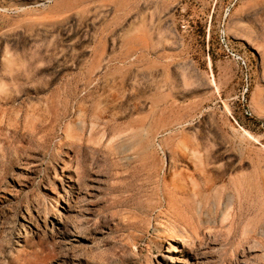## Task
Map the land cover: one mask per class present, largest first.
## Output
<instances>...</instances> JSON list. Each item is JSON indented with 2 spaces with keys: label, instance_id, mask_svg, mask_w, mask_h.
Returning a JSON list of instances; mask_svg holds the SVG:
<instances>
[{
  "label": "rangeland",
  "instance_id": "rangeland-1",
  "mask_svg": "<svg viewBox=\"0 0 264 264\" xmlns=\"http://www.w3.org/2000/svg\"><path fill=\"white\" fill-rule=\"evenodd\" d=\"M261 207L264 0H0V264H264Z\"/></svg>",
  "mask_w": 264,
  "mask_h": 264
},
{
  "label": "bare ground",
  "instance_id": "bare-ground-1",
  "mask_svg": "<svg viewBox=\"0 0 264 264\" xmlns=\"http://www.w3.org/2000/svg\"><path fill=\"white\" fill-rule=\"evenodd\" d=\"M69 137L71 138L74 136L71 133H69ZM235 191L238 194V196L241 197V189L239 188L238 185L235 186ZM173 192L174 191L167 192V195L170 198L168 199H169V204L171 208L177 205V204L176 205L174 204L175 203L174 200L176 202L179 201V203H180V200H182V198L181 199L178 198V195L176 192L175 194ZM195 196L197 198L194 199L193 202H197L198 204L200 203V205L203 204L205 200L207 201L209 199L208 194L197 193ZM182 201L184 202V200ZM176 209H177V206H176ZM178 212H179L178 216H179L180 222L182 225L185 226V228L182 230L179 228V226L176 223L172 224L171 227L169 228L170 236L180 237V238H183L184 236H186V238L188 239V242H194V240H198L202 235L200 225H203V224H202V219L196 213V208H194V205L191 204L190 207L188 206V208L187 207L184 208L180 206V210H178ZM237 215H238L237 212L233 214L230 211H228L225 214V216L227 218H231L233 222L235 221V217ZM244 216H245L244 217L245 218L244 228H243L244 234L256 235L260 229L264 228V207L256 208V209H248L246 213L244 214Z\"/></svg>",
  "mask_w": 264,
  "mask_h": 264
}]
</instances>
